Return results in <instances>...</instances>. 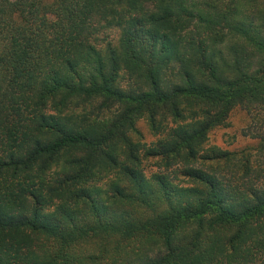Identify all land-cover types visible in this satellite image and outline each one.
<instances>
[{
	"label": "trees",
	"instance_id": "1",
	"mask_svg": "<svg viewBox=\"0 0 264 264\" xmlns=\"http://www.w3.org/2000/svg\"><path fill=\"white\" fill-rule=\"evenodd\" d=\"M236 106L264 1L0 0V264H264V165L207 143Z\"/></svg>",
	"mask_w": 264,
	"mask_h": 264
},
{
	"label": "rangeland",
	"instance_id": "2",
	"mask_svg": "<svg viewBox=\"0 0 264 264\" xmlns=\"http://www.w3.org/2000/svg\"><path fill=\"white\" fill-rule=\"evenodd\" d=\"M264 1V0H261ZM167 73H170L168 71ZM121 79L122 84H128L129 80L132 81L123 73ZM83 110L77 109V111L88 112L93 107L92 104L84 105ZM136 131L132 133V138L135 142H139L142 146L141 149H146L151 143L155 142L160 135L155 134L150 128L145 118H140L136 122ZM264 132V111L263 110H247L246 108L236 106L228 114L226 123L219 125L212 129L208 134L207 143L209 145H215L216 147L228 150V151H246L251 153L252 159L255 164L264 165V149L262 152H258L260 144V138L257 137L258 133ZM163 163L156 158L143 159V168L147 174L153 172L165 171ZM174 169V168H173ZM173 176L172 169L165 171Z\"/></svg>",
	"mask_w": 264,
	"mask_h": 264
}]
</instances>
